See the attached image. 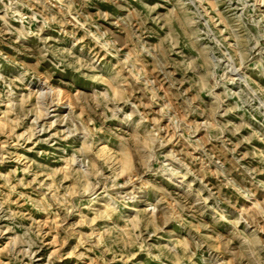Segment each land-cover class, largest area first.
Returning a JSON list of instances; mask_svg holds the SVG:
<instances>
[{
    "label": "rangeland",
    "instance_id": "rangeland-1",
    "mask_svg": "<svg viewBox=\"0 0 264 264\" xmlns=\"http://www.w3.org/2000/svg\"><path fill=\"white\" fill-rule=\"evenodd\" d=\"M0 264H264V0H0Z\"/></svg>",
    "mask_w": 264,
    "mask_h": 264
}]
</instances>
